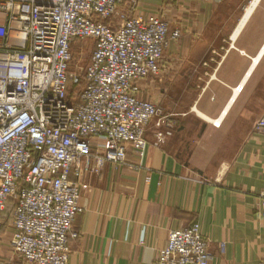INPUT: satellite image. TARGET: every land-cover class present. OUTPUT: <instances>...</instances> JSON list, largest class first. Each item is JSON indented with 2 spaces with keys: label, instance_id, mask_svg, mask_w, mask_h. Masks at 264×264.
<instances>
[{
  "label": "crops",
  "instance_id": "obj_1",
  "mask_svg": "<svg viewBox=\"0 0 264 264\" xmlns=\"http://www.w3.org/2000/svg\"><path fill=\"white\" fill-rule=\"evenodd\" d=\"M136 13L181 29L160 75L139 92L176 127L156 146L153 120L143 158L129 151L128 163L107 162L86 176L69 264H152L170 231L195 221L210 242L209 264H258L264 134L253 127L264 114V0H140ZM3 224L0 264H26L13 251L11 222Z\"/></svg>",
  "mask_w": 264,
  "mask_h": 264
},
{
  "label": "built area",
  "instance_id": "obj_2",
  "mask_svg": "<svg viewBox=\"0 0 264 264\" xmlns=\"http://www.w3.org/2000/svg\"><path fill=\"white\" fill-rule=\"evenodd\" d=\"M139 2L0 0V228L15 197L11 244L26 264H69L86 176L128 163L129 151L143 158L155 119L154 145L174 133L176 121L139 92L182 32L158 14L136 13ZM86 40L89 60L73 69V46ZM253 133L264 134V114ZM259 211L264 218V191ZM209 249L195 221L170 231L152 264H209Z\"/></svg>",
  "mask_w": 264,
  "mask_h": 264
},
{
  "label": "rangeland",
  "instance_id": "obj_3",
  "mask_svg": "<svg viewBox=\"0 0 264 264\" xmlns=\"http://www.w3.org/2000/svg\"><path fill=\"white\" fill-rule=\"evenodd\" d=\"M123 8L125 6H122ZM93 49V41L92 40H86V41H77L75 45L73 46V64L72 68L77 70V66H85L89 60V56L91 54V51ZM146 80V79H145ZM145 80H142L144 82Z\"/></svg>",
  "mask_w": 264,
  "mask_h": 264
},
{
  "label": "trees",
  "instance_id": "obj_4",
  "mask_svg": "<svg viewBox=\"0 0 264 264\" xmlns=\"http://www.w3.org/2000/svg\"><path fill=\"white\" fill-rule=\"evenodd\" d=\"M15 202H16L15 197L10 198V200H9V202L7 204L6 210L4 211V220H3V223L11 222L12 221V219H13V212H14L15 204H16Z\"/></svg>",
  "mask_w": 264,
  "mask_h": 264
},
{
  "label": "bare ground",
  "instance_id": "obj_5",
  "mask_svg": "<svg viewBox=\"0 0 264 264\" xmlns=\"http://www.w3.org/2000/svg\"><path fill=\"white\" fill-rule=\"evenodd\" d=\"M255 2H256V0H255ZM255 4V3H254Z\"/></svg>",
  "mask_w": 264,
  "mask_h": 264
}]
</instances>
